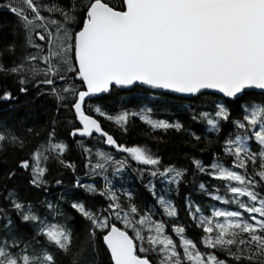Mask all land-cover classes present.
Masks as SVG:
<instances>
[{
  "label": "snow or ice",
  "instance_id": "snow-or-ice-1",
  "mask_svg": "<svg viewBox=\"0 0 264 264\" xmlns=\"http://www.w3.org/2000/svg\"><path fill=\"white\" fill-rule=\"evenodd\" d=\"M0 7L16 18L11 42L0 48V75L17 89L0 87V101L15 104L20 94L35 90V97L53 98L57 115L69 112L68 135L79 137L86 175L103 179L98 187L76 177L72 188L104 201L96 207L77 192H63L56 203L33 204L8 187L27 174L31 187L46 190L50 161L76 172L63 158L69 145L52 119L44 138L2 178L7 208L0 207V264H100L101 254L104 264H229L227 257L232 264H264V96L247 91L264 90V0H5ZM143 86L190 99L215 90L211 110H193L192 120L206 123L219 151L212 152L210 164L188 159L194 173L221 182L224 192L203 182L199 190L235 210L212 205L206 215L209 209L189 195L183 200L188 219L182 222L179 206L158 192L156 181L179 195L190 169L165 164L146 144L120 141L134 117L152 131L187 133L193 149L202 137L180 121L153 119L151 108L110 113L89 103L112 89ZM98 117L121 136L105 130ZM93 137L112 151L85 143ZM212 143L204 136L200 153ZM29 144L0 122V152H23ZM109 169L112 177L135 172L154 204L141 206L131 186L117 188ZM61 202L77 217H69ZM79 218L87 222L83 232L76 226ZM189 225L202 235L190 237Z\"/></svg>",
  "mask_w": 264,
  "mask_h": 264
},
{
  "label": "trees",
  "instance_id": "trees-1",
  "mask_svg": "<svg viewBox=\"0 0 264 264\" xmlns=\"http://www.w3.org/2000/svg\"><path fill=\"white\" fill-rule=\"evenodd\" d=\"M67 2V0H62ZM3 5V4H0ZM15 17L7 12L6 9L0 7V48L6 43L11 42V28L15 22ZM7 59V58H6ZM7 85L10 90L16 92L17 89L13 86L11 79H5L0 75V87ZM256 98L264 96V93L256 91H248ZM216 95L212 93H206L205 96L199 98H182L165 93L154 92L144 88H132L130 91H123L118 89H112L108 94L100 96L99 99L89 101L90 104H101L105 107V110L110 113H115L121 108H127L131 111H139L141 108H151L152 118L167 120L169 122L180 121L185 128L189 131L196 132L197 135L202 137L201 145L196 149L192 148L191 137L187 133H178L173 129H169L167 132L163 130L152 131L144 124L138 117H134L129 121V131L126 136H123L121 141L127 146H133L137 144H146L153 152H158L163 158L165 164L172 163L177 167H186L190 171L186 175L184 182L179 186V195L175 190L171 192H164L167 189L166 184H161L159 180L157 183V190L161 194H165L167 198L173 199L174 203L180 208L181 221L187 220V216L183 210L184 197L191 195L193 201L200 204L202 209H209L205 211V214H210V206L215 205L220 208H228L229 210H235V206H227L219 201L213 200L206 193L199 190V183H205L206 187L210 190H214L215 187L220 188V194H223L224 189L221 182L213 180L208 176L201 173H194L192 171V165L188 157L196 156L198 159L203 160L206 164L211 163V157L213 151H219L215 135L208 132L207 125L204 122L193 121L192 113L196 111H210L211 101L216 99ZM189 105L191 107H189ZM102 126L105 130H109L117 137L121 136L119 130L114 124L100 118ZM56 119L57 132L60 139H63L68 145V151L64 154V159L75 164L76 172L73 173L71 169H65L55 161L49 162V173L46 179L49 181L44 188H34L27 183V174H22L15 178L8 184L10 189L19 192L20 198L26 202L33 204H40L41 201L50 200L56 203L57 199L63 192H77L81 199H87L91 204L96 207H100L104 204L102 197H92L86 193L83 189H73L72 185L75 182V178L79 177L84 184L96 183L98 187L103 186V179L100 176L86 175L89 171L84 167L87 163V158L82 155L81 149L76 145L75 139L68 135L70 127L68 121L73 119V116L66 111L61 110L59 115L56 114L55 101L51 97H35V90H30L28 95L20 94L19 99L15 104L0 101V122L6 123L9 127L13 128L17 135H20L30 142L29 147L25 151L20 152L11 147L6 151L0 152V207L7 208V204L3 200L4 192L3 177L8 170L14 168L19 158L26 156L35 144L39 143L46 132L51 127V120ZM32 128L33 133H28L26 130ZM35 132H39L40 136L37 137ZM208 136L213 140V143L208 147L207 151L200 153L199 147L203 146V137ZM156 137L158 139H154ZM85 143L92 147H103L106 151H112L111 148L107 149L102 144L99 138L93 137L91 139L85 138ZM122 155H117L116 158L120 159ZM135 168V163L132 164ZM137 174L131 170L122 174V176L112 177L110 179L116 183V187L120 188L123 185L125 188L131 186L135 189L139 195V203L141 206L147 204L152 206L155 202L151 193L143 187L141 181L136 178ZM56 179H61L62 184L57 185ZM145 178V183L147 182ZM175 188V186H172ZM61 206L69 217L76 218L77 214L70 208L65 202H61ZM87 222L82 218L77 220V227L81 232L84 230V226ZM188 234L190 237H198L202 235V230L197 229L189 225ZM201 250L203 246L201 245ZM225 255L221 254L220 259H225ZM229 264H232V258L227 257ZM106 257L101 254L100 264H104Z\"/></svg>",
  "mask_w": 264,
  "mask_h": 264
},
{
  "label": "water",
  "instance_id": "water-1",
  "mask_svg": "<svg viewBox=\"0 0 264 264\" xmlns=\"http://www.w3.org/2000/svg\"><path fill=\"white\" fill-rule=\"evenodd\" d=\"M142 88L144 89H148V90H151V91H154V92H160V93H165V94H169V95H173V96H178V97H182V98H186L183 94H180V93H172L170 92L169 90H165V89H151V88H148V86H143ZM118 90H123V91H127V89H119V88H116ZM215 90H205L206 93H213ZM247 91H256V92H262L264 93V90H260V89H249ZM108 93H102V94H98L99 97L100 96H103V95H106ZM106 147H110V146H107L105 145Z\"/></svg>",
  "mask_w": 264,
  "mask_h": 264
},
{
  "label": "rangeland",
  "instance_id": "rangeland-1",
  "mask_svg": "<svg viewBox=\"0 0 264 264\" xmlns=\"http://www.w3.org/2000/svg\"><path fill=\"white\" fill-rule=\"evenodd\" d=\"M93 163H95V160H93ZM108 174L110 175L111 174V169H109V172H108ZM164 192H167L166 191V189H165V191Z\"/></svg>",
  "mask_w": 264,
  "mask_h": 264
},
{
  "label": "flooded vegetation",
  "instance_id": "flooded-vegetation-1",
  "mask_svg": "<svg viewBox=\"0 0 264 264\" xmlns=\"http://www.w3.org/2000/svg\"><path fill=\"white\" fill-rule=\"evenodd\" d=\"M5 3V0H0V4H4Z\"/></svg>",
  "mask_w": 264,
  "mask_h": 264
}]
</instances>
